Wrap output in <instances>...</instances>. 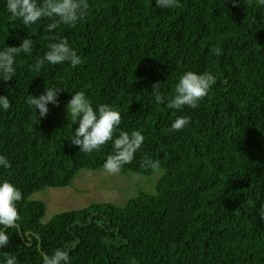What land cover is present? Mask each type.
<instances>
[{"label":"trees","instance_id":"16d2710c","mask_svg":"<svg viewBox=\"0 0 264 264\" xmlns=\"http://www.w3.org/2000/svg\"><path fill=\"white\" fill-rule=\"evenodd\" d=\"M90 3L83 22L52 33L47 20L28 28L10 21L0 4V47L18 46L28 35L34 42L31 56L16 58L14 79L0 82V95L12 101L0 111V154L12 163L0 168V178L22 192L21 227L8 230L10 242L0 251L20 264H42L40 251L66 245L72 264H264V222L256 211L264 204V7L258 0L251 6L180 0L167 10L155 0ZM50 35L66 37L83 63L30 71ZM217 45L219 57L212 55ZM186 70L217 77L200 106L183 112L156 106L152 83L171 93ZM45 86L62 90L59 101L83 90L94 105L116 107L120 127L145 137L121 173L150 177L141 158L159 160L165 173L156 193L141 192L123 207L108 202L61 212L43 223L47 206L32 195L71 185L82 170H102L111 152L110 144L79 152L69 141L78 125L71 129L66 114L34 124L26 99ZM177 115H188L190 125L166 132ZM28 230L40 237L32 247L16 234Z\"/></svg>","mask_w":264,"mask_h":264},{"label":"clouds","instance_id":"9594fccd","mask_svg":"<svg viewBox=\"0 0 264 264\" xmlns=\"http://www.w3.org/2000/svg\"><path fill=\"white\" fill-rule=\"evenodd\" d=\"M233 6H238L237 0H232ZM255 0H243L247 6H251ZM8 13L10 21L19 19L27 28L35 26L44 20L49 21L47 29L49 33L61 25L75 28L89 15L90 0H0ZM258 4L264 7V0H258ZM155 6L159 9H173L180 6V0H155ZM33 35L18 38V46L0 47V82L7 83L16 75V58L20 55L31 56L33 54ZM50 42L46 51L38 56L34 63L28 65L32 72H40L47 65H70L76 68L83 63L82 56L74 48L66 37L56 35L49 36ZM37 43V41H36ZM223 54L221 46L217 45L212 55L219 57ZM217 77L209 71L196 72L184 71L175 83L171 93L162 90V83H152V91L149 93L154 98L156 106L165 105L176 112H183L185 108L197 109L201 101L209 94ZM58 87L48 86L39 95H32L26 99V104L32 110L34 124H39L49 113V105L59 107ZM12 107V101L8 95H0V111H8ZM67 120L78 127L72 130L70 143L78 147L79 152L93 154L102 151L106 145H111V152L106 156L102 168L109 174H119L125 165L131 164L136 154L141 150L145 137L139 130L126 131L120 127L122 119L120 111L111 104L97 103L89 98L83 90L70 94V99L65 105ZM191 123L188 115H177L172 120L166 132H179ZM141 168L150 170L157 175H163L165 169L159 160L145 154L140 161ZM12 163L4 154H0V168L11 169ZM22 200V192L19 187L9 179L0 178V249H4L10 242L9 229L20 228L18 202ZM261 222H264V204L256 210ZM24 241L25 247H32L33 240L40 237L32 232L21 231L16 233ZM37 248L39 246L37 245ZM70 246L55 248L51 253L40 251L42 264H72ZM0 264H20L18 256L10 252L0 251ZM130 264H135L134 259Z\"/></svg>","mask_w":264,"mask_h":264},{"label":"rangeland","instance_id":"374dc122","mask_svg":"<svg viewBox=\"0 0 264 264\" xmlns=\"http://www.w3.org/2000/svg\"><path fill=\"white\" fill-rule=\"evenodd\" d=\"M68 100L60 101L59 107L52 106L47 116L58 117L65 114ZM163 175L154 173L148 177L136 173L109 174L103 169L82 170L71 185L62 188H45L33 194L31 200H39L46 204V214L42 222L48 223L61 212L80 210L92 204L108 202L123 207L141 192L155 194L156 185Z\"/></svg>","mask_w":264,"mask_h":264}]
</instances>
